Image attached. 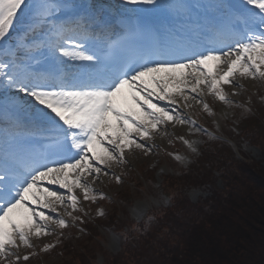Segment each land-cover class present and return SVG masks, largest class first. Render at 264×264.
Listing matches in <instances>:
<instances>
[{
  "label": "snow or ice",
  "instance_id": "snow-or-ice-1",
  "mask_svg": "<svg viewBox=\"0 0 264 264\" xmlns=\"http://www.w3.org/2000/svg\"><path fill=\"white\" fill-rule=\"evenodd\" d=\"M244 3L251 15H238L224 0H215L211 6L222 14L221 21L199 31L195 40L154 37L146 49L120 58L126 43L143 35L138 24L124 25L113 39V26L95 5L0 0V45L25 18L12 47H0V83L33 98V110L49 126L29 133L44 136L38 152L17 156L0 148V264H22L39 255L33 241L60 235L55 229L70 226L65 216L79 219L72 214L83 211L81 197L93 203L106 199L94 189L95 181L111 174L121 183L120 175L110 173L113 166L128 165L137 150L151 154L155 140L168 136L169 125L200 131L196 120L176 113L178 98L185 108L192 107L191 100L214 115L201 98L205 89L231 105L225 85L264 82V0ZM117 7L134 15L189 11L185 0H121ZM53 247L48 243L41 250ZM22 248L32 251L22 253Z\"/></svg>",
  "mask_w": 264,
  "mask_h": 264
},
{
  "label": "trees",
  "instance_id": "trees-1",
  "mask_svg": "<svg viewBox=\"0 0 264 264\" xmlns=\"http://www.w3.org/2000/svg\"><path fill=\"white\" fill-rule=\"evenodd\" d=\"M259 127L242 129L260 149L258 163L236 159L227 143L212 138L214 149L208 145L194 168L165 184L169 206L127 230L119 227L121 251L101 264H264V126ZM261 131L255 143L254 132ZM192 186L206 190V197L192 202L185 191ZM73 255L77 264H86L77 250Z\"/></svg>",
  "mask_w": 264,
  "mask_h": 264
},
{
  "label": "rangeland",
  "instance_id": "rangeland-1",
  "mask_svg": "<svg viewBox=\"0 0 264 264\" xmlns=\"http://www.w3.org/2000/svg\"><path fill=\"white\" fill-rule=\"evenodd\" d=\"M245 80L239 81L243 85L241 90L239 88L234 90L236 88L225 85L228 99L232 101L231 105L215 99L207 92L205 93L202 99L212 106L214 115L201 111L203 110L201 105L187 108L188 112L186 113L196 117L201 124L199 126L196 123V128L201 129L200 131H196L190 125L171 124L168 126V136L161 138L160 143L157 142V139L155 140L156 147L152 149L151 154L146 155L137 150L134 156L129 157L128 165L123 167L114 165L111 171L121 176V183H117L110 174L107 177L102 176L93 184L97 193L102 192L116 197L117 203L114 207L107 199H97L93 203L84 201L81 197L80 206L83 211L72 214L79 219L73 220L65 216V219L70 221V226L66 229H55L57 233H63L70 237L62 239L63 237L60 235L54 234L34 240L35 250L39 255L32 256L29 261L22 262V264H60L61 259L69 264H77L73 255L76 250L85 257L86 264H101L106 255L118 254L122 247L118 228H124L125 221L131 226L133 224L131 222L144 219L148 212L168 205L169 200L165 187L167 180L164 177L185 175V170L193 166L201 156L203 148L206 147V150L212 143L209 139L211 134L226 139L228 142L232 140L229 144L233 148L231 150L236 159L250 164L258 163L261 158L260 149L250 142L247 133L241 134L239 129L242 128L248 132L253 126H257L253 131L260 129L259 124L264 126V82ZM234 91L239 92V95H232ZM0 92L5 93L6 91L0 90ZM189 95L195 94L189 93ZM261 110L263 111L260 112ZM176 112L188 118L187 114ZM252 112L259 114L254 117ZM251 116L253 117L249 119ZM254 134L256 136L263 133L261 131L254 132ZM179 137L191 142L196 151L193 152ZM257 138V136L256 139L254 138L255 143L259 142ZM147 143L151 146L153 141H147ZM215 146L210 145L209 147L214 149ZM175 155H180L183 159L178 161L174 158ZM218 184L220 185L219 182ZM180 185H184L183 182ZM186 193L195 202L207 195L203 188H188ZM100 212H103L104 215L101 216ZM108 216L110 219L106 221ZM90 218L91 221L88 220ZM97 219L100 222L96 223ZM85 221L92 226L90 232L85 230L89 229L85 225ZM48 243L55 246L60 243L59 246L63 244L65 248H62L61 251L60 247L55 252H52L55 247L48 252L42 251L43 245ZM31 251L32 249H21L22 253H31ZM59 251L63 254H59Z\"/></svg>",
  "mask_w": 264,
  "mask_h": 264
},
{
  "label": "bare ground",
  "instance_id": "bare-ground-1",
  "mask_svg": "<svg viewBox=\"0 0 264 264\" xmlns=\"http://www.w3.org/2000/svg\"><path fill=\"white\" fill-rule=\"evenodd\" d=\"M115 0H111L110 2L111 3H113ZM121 2V1H120ZM117 3H119V2H117ZM110 5H113V4H110ZM243 81H246L245 79H243ZM248 81H252V80H248ZM240 83V82H239ZM203 87V86H202ZM240 89V88H239ZM234 90H237V88L236 89H234ZM241 90V89H240ZM19 91V89H17V88H10L9 89V91H8V93L6 94V97L3 99V100H6L4 103H5V106H8L9 104H10V98L11 97H13L14 95H16V93ZM207 92V89H205V93ZM204 96V95H203ZM24 97V96H23ZM202 98V97H201ZM166 102V101H165ZM167 103V102H166ZM178 103H180L182 106H183V103H184V101H182V100H179V98H178ZM192 106H197V107H199L200 106V104H196V103H194L193 101L190 103ZM22 105V104H21ZM10 108H13V106L12 105H10ZM183 109H185V107H183ZM257 110V109H256ZM255 110V111H256ZM253 113V112H252ZM255 113V112H254ZM253 113V114H254ZM240 130V133L242 134L243 133V130H242V128L241 129H239ZM157 142L158 143H160L161 142V138H157ZM230 148H232L231 146H229ZM201 155H202V153H201ZM192 168H194V166H192ZM217 177V176H216ZM189 188H194V189H199L200 187H196V186H192V187H189ZM206 197V196H205ZM198 201V200H197ZM196 201V202H197ZM192 202H195V201H193L192 200Z\"/></svg>",
  "mask_w": 264,
  "mask_h": 264
}]
</instances>
